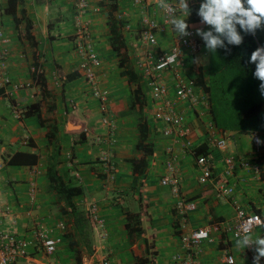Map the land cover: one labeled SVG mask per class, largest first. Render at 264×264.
I'll list each match as a JSON object with an SVG mask.
<instances>
[{"label":"crops","instance_id":"obj_1","mask_svg":"<svg viewBox=\"0 0 264 264\" xmlns=\"http://www.w3.org/2000/svg\"><path fill=\"white\" fill-rule=\"evenodd\" d=\"M85 2L89 10L80 16L73 0H16V22L7 13L8 0H0V22L9 39L0 49L7 50L6 75L10 81L8 86L0 84V230L30 243L36 240L39 229L49 237L62 236L51 257L30 248V256L17 264H77V246L85 250L88 243L91 252L86 249L81 253V264H101L103 258L109 264H136L138 259L139 264H177L172 261L174 255H187L180 237L200 228L209 230V240L191 251L199 264H252L253 253L238 248L232 236L236 210L229 199L217 194L214 183L221 179L199 181L194 157L183 149L182 142L162 135L154 114L157 105L139 65H132L138 75L135 81L119 67V58L109 43L110 13H121L127 20L128 27L121 33L129 54L128 46L140 27V9L130 0ZM145 13L162 20L161 11L153 4ZM80 24L85 25L100 57V66L93 68L96 85L85 79L82 58L75 50ZM173 31L170 26L158 33L162 50L174 43ZM204 51L198 63H194L197 57L183 52V76L195 83L201 74L207 84L208 55ZM35 62L41 64L40 81L32 70ZM162 81L173 97L174 78L164 73ZM14 84L21 88L13 89ZM137 88L143 100L141 111L131 108ZM45 90L48 98L42 95ZM101 91L108 96L107 117L114 125L111 138L100 121ZM195 94L202 100L199 105L175 102V107L192 131V145L199 151L204 149L201 145L213 150L216 174L222 171L223 155L212 142L219 139L226 141L229 153L256 160L264 172V152L254 154L250 136L217 131L205 92L197 86ZM34 103H38L39 115L27 112ZM140 118L147 129L144 144L152 151L147 156L135 149ZM54 132V137L50 136ZM170 148L177 156L181 195L194 204L183 218L176 199L160 184ZM141 158L145 165L135 176L133 162ZM51 165L56 166L63 186L74 189L69 206L48 177ZM227 183L234 186L235 199L245 213L264 218V180L257 181L249 171L237 168ZM90 206L102 222L100 235L87 217ZM257 235L264 236V229L256 227L251 236L255 239ZM262 261L264 264V258Z\"/></svg>","mask_w":264,"mask_h":264},{"label":"built area","instance_id":"obj_2","mask_svg":"<svg viewBox=\"0 0 264 264\" xmlns=\"http://www.w3.org/2000/svg\"><path fill=\"white\" fill-rule=\"evenodd\" d=\"M131 4L140 9V27L138 29L139 40L142 47H144L145 54L139 63V67L142 70V75L148 82L151 96L154 103L157 105L155 119L159 122L161 133L164 137H173L182 142L183 149L189 152L194 157L195 168L199 173V181H215L220 178L219 182H215L217 194L219 196L229 199L236 210V224L232 230L233 238L237 239V233L242 234L251 222L256 213H245L239 206L235 199V189L227 183V178L232 177L237 168H241L249 171L253 178L257 181L264 180V172L261 166L254 159L240 158L228 152V146L224 139L215 140L212 142V147H216L223 155L222 158V171L216 174L213 164V150L209 147L206 154H197L195 147L189 140L191 129L187 126L185 116L182 112L178 111L175 107V102H184L189 106L195 107L201 103L202 100L195 94L196 83L193 79H189L183 76V58L184 51L189 52L193 57H200L205 55L204 45L200 37L195 35V28H190L189 31L192 35L188 37H177L172 46L168 50H162L159 48L158 33H163L165 30L172 26L168 22V14L159 7L156 0H130ZM74 7L78 15H84L89 6L85 0H73ZM167 3L174 4L175 0H166ZM155 5L162 14V20L157 21L147 15L146 10L150 5ZM196 3L189 2V6L192 7ZM179 15V13H177ZM118 18L123 23L124 29L128 27L124 15L119 13ZM155 25V26H154ZM76 37L77 43L75 50L82 58L81 69L85 79L96 85L95 75L93 68L100 66V57L98 52L94 48L88 31L84 24L77 26ZM177 37V40H176ZM9 43V39L5 36L2 25L0 22V46L5 47ZM177 59H173V56ZM7 50L5 48L0 49V84L2 86L10 85V81L6 75V63H7ZM39 61V60H38ZM36 63V62H35ZM164 63L166 67H160ZM36 78L42 75V68L40 63H36L32 68ZM164 73H169L174 78L176 84L173 91V97L169 96V90L162 81ZM21 86L13 85V89H20ZM100 99V113L101 124L106 127L108 137L111 138L114 134V125L110 119H108V100L107 93L101 91L99 94ZM138 106V105H137ZM70 110L74 109L73 104L69 103ZM19 117L22 114L18 112ZM250 139L253 137H259L264 140V134L258 132H251L249 134ZM106 140V139H105ZM107 139L105 142L109 141ZM102 143V140L99 139ZM252 149L254 154L264 152V144L257 145L255 139L251 140ZM166 160L164 164V173L160 179V184L164 188L168 189L169 193L176 199L177 210L180 216L183 218L191 209L194 204L186 200L182 195L179 187V181L177 178V156L175 152L170 148L166 150ZM111 170H113V163L110 164ZM262 195L264 199V186L262 189ZM9 214L5 213L4 216ZM87 217L95 232L100 235L102 231V222L98 219L94 206L88 207ZM14 224V221L11 223ZM256 227H252L250 235ZM61 231H65V227L61 226ZM182 245L184 246L187 255L180 256L174 255L172 261L177 264H199L195 254L191 251L198 248L204 241L209 240V230L207 228H200L192 231L189 234L182 235L180 237ZM62 236L49 237L43 229L37 231L36 240L33 243L27 242L21 239L17 234L12 232H4L0 230V264H17V262L23 258L30 256L29 249L33 248L36 252H41L47 257H51L55 254L58 246L61 244ZM252 253V249L248 248ZM262 258H261V261ZM107 258H103L101 264H109ZM231 264V263H226ZM261 264V263H260Z\"/></svg>","mask_w":264,"mask_h":264},{"label":"trees","instance_id":"obj_3","mask_svg":"<svg viewBox=\"0 0 264 264\" xmlns=\"http://www.w3.org/2000/svg\"><path fill=\"white\" fill-rule=\"evenodd\" d=\"M195 2L196 4L192 6L193 12L188 22L191 25L200 26L199 18L195 14L199 0H195ZM15 7L16 0H8L7 13L13 17ZM112 11H115L114 5L112 6ZM14 19L17 22L15 17ZM121 26L123 27V23L116 21L110 13L109 28L111 37L109 38V43L119 58V67L124 69V74L131 81H135L136 75L133 68L128 67L129 56L127 47L122 40ZM27 30H29V26H27ZM261 44H264V31L258 30L255 36L245 35L241 46H229L231 49L229 53H225L223 49H218L216 53L207 52V84L204 83L201 74H199L196 83L206 94L213 125L220 133L249 135L251 132H258L264 134V97L258 91L259 81L255 80L252 76L254 65L247 64L251 51ZM37 81H40V79L37 78ZM142 101V95L139 88H137L133 92L131 108L134 109L138 105V110L141 111ZM38 111V103H34L27 112L28 114L35 113L39 115ZM139 134L140 138L135 147L136 151L142 152L144 156L150 155L152 151L144 144L147 129L142 118H140L139 123ZM54 135L55 132L50 136L54 137ZM201 146H204V149L199 151L198 147L194 149L195 152L197 154H206L209 146ZM143 159L141 158L133 162V173L135 176L141 172L145 165ZM48 177L52 184H54V190L66 200L69 206V199L74 194V189L63 186L57 177L55 165L49 167ZM139 263L140 259L136 260V264Z\"/></svg>","mask_w":264,"mask_h":264},{"label":"clouds","instance_id":"obj_4","mask_svg":"<svg viewBox=\"0 0 264 264\" xmlns=\"http://www.w3.org/2000/svg\"><path fill=\"white\" fill-rule=\"evenodd\" d=\"M156 2L168 14V22L178 34L177 37H188L192 35L189 29L195 28V35L201 38L208 53H216L218 49L229 53V46H241L245 35L255 36L258 30L264 31V0H199L195 14L200 26L188 22L193 12L189 0H175L174 4L167 3L166 0ZM173 59L177 57L174 55ZM199 61L201 60L197 58L194 63ZM247 64L254 65L252 76L259 81L258 91L264 97V44L251 51ZM166 66L164 63L160 65ZM253 138L257 145L264 144V140L259 137L252 136ZM252 227L264 229V218L255 215L242 234L237 233L236 246L251 248L252 264H260L261 258H264V236L257 235L253 239L250 235Z\"/></svg>","mask_w":264,"mask_h":264},{"label":"rangeland","instance_id":"obj_5","mask_svg":"<svg viewBox=\"0 0 264 264\" xmlns=\"http://www.w3.org/2000/svg\"><path fill=\"white\" fill-rule=\"evenodd\" d=\"M117 7V6H116ZM115 14H113V16H114V18H115V20L116 21H118L119 23L121 22V20L118 18V12H114ZM118 13V14H117ZM126 21V23H127V20H125ZM121 28V32L123 31V28H122V26L120 27ZM124 31H125V29H124ZM138 31H136L135 32V34H134V36H133V43H131V45H129L128 47L130 48V50H129V54H128V56H129V65H128V67H132V65L133 66H138L139 65V63H140V61H139V58L140 57H142L144 54H145V48L144 47H142L141 46V44H140V40H139V34L137 33ZM122 34V33H121ZM177 33L175 32V31H173L172 32V35L174 36V35H176ZM122 40L124 41V37L122 36ZM124 43V42H123ZM135 44H137V46L135 45ZM133 46H135V49L133 50H131V47H133ZM159 48L160 49H162L161 48V45H159ZM37 52V51H36ZM36 58L40 61V59H39V55H36ZM36 59V60H37ZM137 70V72H138V68L136 69ZM139 74V73H138ZM136 76H138L137 74H136ZM43 96H45L46 98H48L49 97V93H48V91H44L43 92V94H42ZM137 108H139V106H136ZM48 127H50L51 128V125H49ZM229 152V151H228ZM232 154V153H231ZM234 155V154H233ZM91 248H92V245L90 244V243H88V245L87 246H85V250H86V252L88 251L89 252V250H90V252H91ZM85 250L82 248V247H79V246H77V251H76V255H77V264H81V262H80V257H81V253H86L85 252ZM44 257H47V256H45V255H43ZM48 258V257H47Z\"/></svg>","mask_w":264,"mask_h":264}]
</instances>
